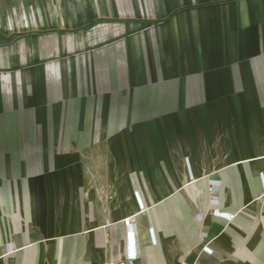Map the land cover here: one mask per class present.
<instances>
[{"label": "crops", "instance_id": "obj_1", "mask_svg": "<svg viewBox=\"0 0 264 264\" xmlns=\"http://www.w3.org/2000/svg\"><path fill=\"white\" fill-rule=\"evenodd\" d=\"M111 263L264 264V0H0V264Z\"/></svg>", "mask_w": 264, "mask_h": 264}, {"label": "built area", "instance_id": "obj_2", "mask_svg": "<svg viewBox=\"0 0 264 264\" xmlns=\"http://www.w3.org/2000/svg\"><path fill=\"white\" fill-rule=\"evenodd\" d=\"M132 226H133V219L127 218L126 221H124V227L128 229V231H129L128 235L131 234L130 230H131ZM130 237H131V235H130ZM204 238H205L204 236L200 238L201 243L204 241ZM201 249H203L204 252L209 251V249H207L206 246H203ZM111 264H115V263H111Z\"/></svg>", "mask_w": 264, "mask_h": 264}]
</instances>
